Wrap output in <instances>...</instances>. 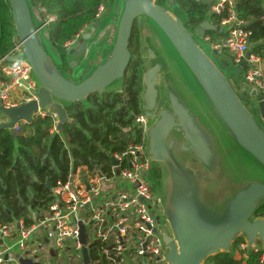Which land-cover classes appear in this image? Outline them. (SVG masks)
Returning a JSON list of instances; mask_svg holds the SVG:
<instances>
[{
    "label": "water",
    "instance_id": "water-1",
    "mask_svg": "<svg viewBox=\"0 0 264 264\" xmlns=\"http://www.w3.org/2000/svg\"><path fill=\"white\" fill-rule=\"evenodd\" d=\"M7 1L20 52L7 55L5 61L25 60L39 85L36 100L10 108L0 105L4 118L0 128L14 136V123H31L39 109L55 114L54 129L59 132L64 123H73L65 105L82 102L90 93L119 91L130 59L133 23L138 20L139 27L143 20L155 32L145 34L143 44L139 33L138 50L145 153L153 176L150 184L168 225V231L156 227L164 261L205 264L209 256L232 251L238 237L246 252L264 251V215H255L264 202V99L251 88L244 102L230 84L225 64L216 61L211 50H203L201 42L208 45L205 32L214 28L208 21L188 31L175 0H167V6L153 0H119L111 42L102 51L101 61L74 81L47 48L28 1ZM99 21L80 34L68 55H82L97 45ZM165 42L178 61L168 55ZM244 66V60L240 61L229 75L242 80ZM110 163L116 162L110 158ZM95 172L101 175L98 169ZM78 227L82 264H91L88 247L83 245L84 226L79 223ZM18 263L41 264L22 257ZM48 264H54L53 257Z\"/></svg>",
    "mask_w": 264,
    "mask_h": 264
},
{
    "label": "trees",
    "instance_id": "trees-1",
    "mask_svg": "<svg viewBox=\"0 0 264 264\" xmlns=\"http://www.w3.org/2000/svg\"><path fill=\"white\" fill-rule=\"evenodd\" d=\"M27 1L37 23L44 24L41 32L47 48L65 69L68 49L64 44L98 19L95 13L100 4L105 7L110 2ZM153 1L157 5L167 6V0ZM175 4L183 14V26L188 31H194L203 21H208L214 27L205 32L204 37L209 43L221 41L233 26L232 22L220 24V20L226 16L225 10L212 12L208 2L175 0ZM234 13L250 32V51L264 57V20L260 19L264 15V0H235ZM48 17L50 20L45 23ZM135 24L128 40L130 59L119 91L90 93L82 102L65 105L66 115L73 123H64L59 132L55 131L54 119L48 113L36 116L29 124H21L14 136L8 129L0 128V222L22 219L25 224L31 223L36 211L46 208L53 199L51 187L54 182L65 180L70 169L99 165L108 160V153L121 152L127 145L141 140V134L139 130L136 131L130 118V115L134 117L142 112V60ZM15 43L8 1L0 0V57L8 54ZM213 57L225 64L229 74L234 72L232 57L225 50L213 53ZM229 74L228 79L231 77ZM255 215H264V202L256 208ZM240 243H243V239L236 238L232 251L209 256L205 264H257L264 251L251 249L246 252L237 247ZM235 252H238V256Z\"/></svg>",
    "mask_w": 264,
    "mask_h": 264
},
{
    "label": "built area",
    "instance_id": "built-area-1",
    "mask_svg": "<svg viewBox=\"0 0 264 264\" xmlns=\"http://www.w3.org/2000/svg\"><path fill=\"white\" fill-rule=\"evenodd\" d=\"M113 1V0H110ZM209 3L212 12L225 10L226 16L220 24L232 22L233 26L219 42L209 43L212 53L221 49L228 51L233 65L244 60L242 81L249 84L264 99V57L250 51L248 37L242 20L236 19L235 0H198ZM104 11L99 5L95 13L98 18ZM264 20V15L260 17ZM50 20V17L45 23ZM88 27L68 40L64 46L70 49ZM249 49L245 57L246 50ZM20 52L16 42L10 52L0 57V105L16 107L30 100H36L38 81L30 65L21 60L6 62L5 57ZM247 89V90H248ZM48 113L56 122L51 111L37 110L36 116ZM23 120L14 123L19 130ZM133 124L141 134V140L121 151L107 154L106 166H77L69 170L66 179L56 180L51 187L53 199L46 208L36 211L29 224L22 219L0 222V264H19L18 258H28L41 264H82L79 227L84 226V246L88 247L91 264H167L163 257V245L156 229L161 225L168 231L162 217L160 199L146 179L148 160L143 143L144 115L133 117ZM110 158L115 164L110 163ZM101 175L98 176L95 170ZM118 184H116V182ZM46 245L51 249L45 251ZM244 248V244L237 246ZM255 249V248H254ZM67 254L66 262L60 257ZM257 264H264V252Z\"/></svg>",
    "mask_w": 264,
    "mask_h": 264
},
{
    "label": "rangeland",
    "instance_id": "rangeland-1",
    "mask_svg": "<svg viewBox=\"0 0 264 264\" xmlns=\"http://www.w3.org/2000/svg\"><path fill=\"white\" fill-rule=\"evenodd\" d=\"M136 23L138 24L139 21L137 20ZM160 40L161 41H165L162 37H161ZM107 42H108L107 35L105 36V34H101V36H99V40H98V43L96 45L95 50L92 53L90 52L89 55L87 56V58L84 59V64H81V62L83 61L82 59H81L80 64H77V65L71 64V63H73L75 61L78 62L79 61L78 60L79 57H78L77 54H74V53L71 54V55H69L70 58H69L68 61H70V63L67 62L66 71L68 72V74L70 75V77L72 79H74V80H80L81 79V76H82V72L84 70H86L90 65L96 64L99 61V51L101 49V45L103 43H107ZM165 47H166V52L168 53V55L172 54L173 57H174V59H175V56L176 55L173 53L172 49L169 47V45L167 43L165 44ZM201 47L203 48V50L206 53H209V50L210 49H209V47H208V45L206 43H202L201 42ZM225 52L230 56V53L228 51H225ZM175 60L178 61V58H176ZM229 80H230V83L232 84V86L236 87L237 93L240 92L241 98L242 99H245V101H246L248 99L247 93H246L247 91H242L241 88L242 87L249 88V84L246 83L245 81L243 82L242 80H236L233 77H229ZM105 165L108 166V163L105 162ZM145 176H146V179L148 180V182L149 183H152L153 176L151 174V170H148V172H146ZM115 182H116V184H118L117 181H115ZM48 249H51V246L50 245H46L45 251H47ZM66 257H67V254L66 253H63L62 256L60 257V260L63 263H65L66 262Z\"/></svg>",
    "mask_w": 264,
    "mask_h": 264
},
{
    "label": "crops",
    "instance_id": "crops-1",
    "mask_svg": "<svg viewBox=\"0 0 264 264\" xmlns=\"http://www.w3.org/2000/svg\"><path fill=\"white\" fill-rule=\"evenodd\" d=\"M118 9H119V0H113V1H110L109 4H107L105 7H104V11L102 12V14L98 17V19L100 20L99 21V36H101V34H105V36L107 35L108 37V42L107 43H103L101 45V49L99 51V61L96 63V64H93V65H90L86 70H84L82 72V76L92 67V66H95L97 65L101 59H102V51H104L105 49H107L108 45L110 44L111 42V36H112V33H113V25H114V21H115V17L117 15V12H118ZM36 17V16H35ZM44 24H40L41 26V29L43 27ZM136 27H137V34H138V41H139V33H140V41L141 39H145V34L146 35H153L155 32H153V28L150 27V25L148 23H146L145 21H141L139 27L137 25V23L135 24ZM87 30V29H86ZM140 31V32H139ZM101 32V33H100ZM99 36H98V40H99ZM142 43V41H141ZM143 44V43H142ZM96 46L91 48L88 47L86 52L82 55L80 54H77L78 57H79V61L76 62V65L77 64H80L81 62V59L83 60L84 62V59L87 58V56L89 55V53L93 52L95 50ZM142 56H145V54H142ZM70 56L68 55V60H69ZM84 64V63H83ZM64 70L66 71V69L64 68ZM67 75L69 76V78L71 80H74L70 77V75L68 74V72L66 71ZM81 76V77H82ZM233 78H237V77H234V76H231ZM237 80V79H236ZM74 81H79V80H74ZM230 82V80H229ZM231 84V83H230ZM232 85V84H231ZM234 87V86H233ZM236 88V87H235ZM248 88L245 87V90L247 91ZM4 118L2 115H0V122L3 121ZM151 185V184H150ZM244 249V248H243ZM235 255L238 256V252H235Z\"/></svg>",
    "mask_w": 264,
    "mask_h": 264
},
{
    "label": "flooded vegetation",
    "instance_id": "flooded-vegetation-1",
    "mask_svg": "<svg viewBox=\"0 0 264 264\" xmlns=\"http://www.w3.org/2000/svg\"><path fill=\"white\" fill-rule=\"evenodd\" d=\"M88 30V29H87ZM87 30H85V31H87ZM84 33V32H83ZM248 100V99H247ZM138 131V130H137ZM143 143H144V136H143ZM144 146H145V143H144Z\"/></svg>",
    "mask_w": 264,
    "mask_h": 264
}]
</instances>
